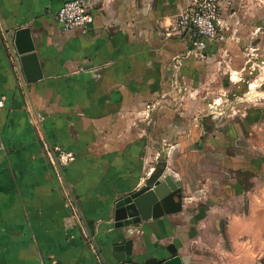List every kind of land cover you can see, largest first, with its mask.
<instances>
[{
  "label": "crops",
  "instance_id": "0c3cea01",
  "mask_svg": "<svg viewBox=\"0 0 264 264\" xmlns=\"http://www.w3.org/2000/svg\"><path fill=\"white\" fill-rule=\"evenodd\" d=\"M66 1L0 0V264H91L129 239L138 258L221 264L192 228L224 208H194L192 223L183 221V189L169 164L172 175L162 176L180 188L182 209L114 223L117 203L154 177L147 162L158 152L162 115L175 110L162 99L177 98L193 76L192 44L175 29L192 0H86L95 18L87 33L58 22ZM25 27L43 72L33 83L8 42ZM224 219L229 232L243 222L236 212Z\"/></svg>",
  "mask_w": 264,
  "mask_h": 264
},
{
  "label": "rangeland",
  "instance_id": "374dc122",
  "mask_svg": "<svg viewBox=\"0 0 264 264\" xmlns=\"http://www.w3.org/2000/svg\"><path fill=\"white\" fill-rule=\"evenodd\" d=\"M214 2L217 37L203 54H188L194 72L174 87L178 97L162 99L175 110L162 115L147 168L155 178L171 176L169 166L178 174L183 221L192 223L194 208H224L192 228L205 254L221 264H264V0ZM234 212L243 222L229 232L223 216Z\"/></svg>",
  "mask_w": 264,
  "mask_h": 264
},
{
  "label": "water",
  "instance_id": "95a60500",
  "mask_svg": "<svg viewBox=\"0 0 264 264\" xmlns=\"http://www.w3.org/2000/svg\"><path fill=\"white\" fill-rule=\"evenodd\" d=\"M16 66L23 71L25 81L33 83L43 77L42 68L28 27L18 28L8 37ZM60 167V166H59ZM180 188L165 176L147 180L145 186L120 200L116 205L114 223L116 228L130 227L150 218H156L182 209ZM133 242L113 244L103 257L105 264H183L181 257L153 255L138 258L133 255Z\"/></svg>",
  "mask_w": 264,
  "mask_h": 264
},
{
  "label": "built area",
  "instance_id": "2783aa9c",
  "mask_svg": "<svg viewBox=\"0 0 264 264\" xmlns=\"http://www.w3.org/2000/svg\"><path fill=\"white\" fill-rule=\"evenodd\" d=\"M180 16V17H179ZM177 18L175 29H180L192 44L190 53L201 55L208 43L217 37V7L214 0H194L192 6ZM57 20L64 30L90 31L95 18L86 0L66 1L57 12ZM6 106V98H0V108ZM65 157V156H64ZM62 156V159H64ZM53 162L59 164L55 158ZM60 166V164H59ZM91 264H105L97 258Z\"/></svg>",
  "mask_w": 264,
  "mask_h": 264
},
{
  "label": "bare ground",
  "instance_id": "6f19581e",
  "mask_svg": "<svg viewBox=\"0 0 264 264\" xmlns=\"http://www.w3.org/2000/svg\"><path fill=\"white\" fill-rule=\"evenodd\" d=\"M236 77V76H235Z\"/></svg>",
  "mask_w": 264,
  "mask_h": 264
}]
</instances>
